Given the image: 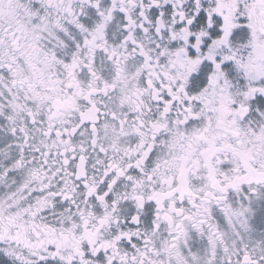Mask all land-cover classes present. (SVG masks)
Returning a JSON list of instances; mask_svg holds the SVG:
<instances>
[{
	"label": "snow or ice",
	"instance_id": "1",
	"mask_svg": "<svg viewBox=\"0 0 264 264\" xmlns=\"http://www.w3.org/2000/svg\"><path fill=\"white\" fill-rule=\"evenodd\" d=\"M0 264H264V0H0Z\"/></svg>",
	"mask_w": 264,
	"mask_h": 264
}]
</instances>
